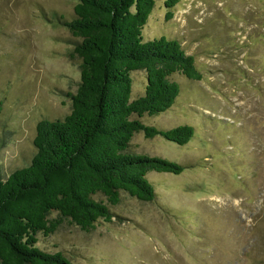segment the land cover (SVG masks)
<instances>
[{
    "label": "rangeland",
    "instance_id": "1",
    "mask_svg": "<svg viewBox=\"0 0 264 264\" xmlns=\"http://www.w3.org/2000/svg\"><path fill=\"white\" fill-rule=\"evenodd\" d=\"M78 0H0V167L5 176L31 161L42 119L63 118L80 81L79 37L62 18ZM165 0L143 28L145 40L179 39L202 80L175 74L181 93L147 124L188 123L185 144L136 132L131 152L182 163L180 173L150 171L151 201L122 192L112 220L90 231L65 219L38 245L75 264H264V0ZM61 18V19H60ZM132 97L145 93L133 72ZM56 216V214H54Z\"/></svg>",
    "mask_w": 264,
    "mask_h": 264
},
{
    "label": "trees",
    "instance_id": "2",
    "mask_svg": "<svg viewBox=\"0 0 264 264\" xmlns=\"http://www.w3.org/2000/svg\"><path fill=\"white\" fill-rule=\"evenodd\" d=\"M179 1L165 0L167 18ZM154 6L155 0H78L75 17L60 18L80 38L73 50L81 59L80 81L68 114L38 122L28 165L6 176L0 167V264H75L62 250L40 247L39 232L55 233L65 219L90 231L101 218L112 220L122 192L155 199L150 171L184 170L178 161L128 150L139 131L185 144L196 130L143 119L175 104L182 85L175 74L203 78L179 39H144ZM138 70L146 73L145 93L133 98Z\"/></svg>",
    "mask_w": 264,
    "mask_h": 264
}]
</instances>
